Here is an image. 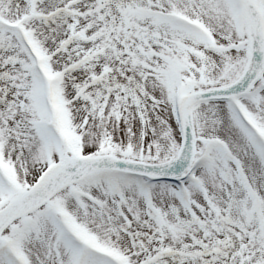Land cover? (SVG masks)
<instances>
[{
	"label": "snow or ice",
	"instance_id": "snow-or-ice-1",
	"mask_svg": "<svg viewBox=\"0 0 264 264\" xmlns=\"http://www.w3.org/2000/svg\"><path fill=\"white\" fill-rule=\"evenodd\" d=\"M0 264H264V0H0Z\"/></svg>",
	"mask_w": 264,
	"mask_h": 264
}]
</instances>
